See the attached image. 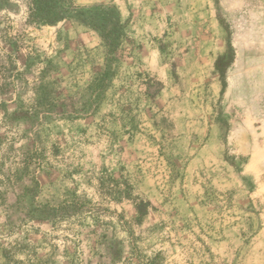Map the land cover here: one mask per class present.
Here are the masks:
<instances>
[{
  "label": "rangeland",
  "instance_id": "1",
  "mask_svg": "<svg viewBox=\"0 0 264 264\" xmlns=\"http://www.w3.org/2000/svg\"><path fill=\"white\" fill-rule=\"evenodd\" d=\"M74 1L126 27L92 106L99 30L0 0V264H264V0Z\"/></svg>",
  "mask_w": 264,
  "mask_h": 264
},
{
  "label": "trees",
  "instance_id": "2",
  "mask_svg": "<svg viewBox=\"0 0 264 264\" xmlns=\"http://www.w3.org/2000/svg\"><path fill=\"white\" fill-rule=\"evenodd\" d=\"M26 2L29 17L37 23L55 25L61 21L78 19L99 30L101 46L104 48V63L100 70L96 71L91 83L85 89V94L88 96L90 106L105 99L111 77L118 71L122 61V46L127 37L126 27L117 19L115 11L104 5L81 7L74 0H26ZM4 42L5 45L7 43L11 46L8 47V56L12 57L18 47L10 41ZM153 89L154 87L148 84L147 95H152Z\"/></svg>",
  "mask_w": 264,
  "mask_h": 264
}]
</instances>
